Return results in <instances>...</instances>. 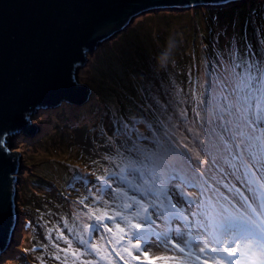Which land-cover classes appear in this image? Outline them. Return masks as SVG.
<instances>
[{
    "label": "rangeland",
    "instance_id": "rangeland-1",
    "mask_svg": "<svg viewBox=\"0 0 264 264\" xmlns=\"http://www.w3.org/2000/svg\"><path fill=\"white\" fill-rule=\"evenodd\" d=\"M200 13L199 15L202 16L203 14ZM247 14L248 12H245V15ZM193 15L191 14L192 19ZM143 18L144 16L136 17L129 25L130 28L125 32L124 38L131 39L118 41V37H115L113 40L102 42L92 53H89L87 63L79 69L77 76L83 83L89 81L95 91L99 90L98 86L105 76H110L107 83L116 86L117 91H129L130 87L127 86L130 83L127 77H133L131 74L133 72L134 78L144 84L143 90L153 102L150 107L155 110L156 118H159L165 129L160 134L157 132L160 126L155 128L146 125V132L143 131L144 128L132 131V127L128 128L126 125L120 129L117 125L120 120L116 111L110 118L102 110L106 104L103 95V101L100 103L97 99L91 101L90 98L77 107H74L73 102L70 105L65 101L56 107L37 109L30 116L36 124L34 135L19 133L10 135L7 140V145H12L10 150L20 154L15 200V204L20 209V217L16 236L9 244L7 255L1 257L0 264H82V262L109 264V261L112 264H157V262L158 264H200L196 259L197 256L202 261L215 264V259L219 258L218 253H209L207 250L200 253L197 245L202 247V244L212 239L208 234L211 229L202 226L208 223V214H213L207 204L209 199L212 202H216L217 199L225 202L228 198L232 205L240 208L234 198V190H230L232 187L228 179H231L242 193L248 195L247 188L243 184L241 186L240 181L234 176L229 175L230 168L225 166L223 170H219V165L210 163L202 165L203 169L213 168V171L204 177L208 181L205 189L210 190L202 192L194 188L184 189L196 204L188 205L178 192L170 193L173 197L172 201L177 206L183 204L187 218L180 217L171 210L167 204V197L151 194L148 189L151 188L152 193H159L164 179L161 174V159L169 161L174 159L168 152L163 150L158 152L153 144L154 139H159L163 145L171 146L177 152L185 153L189 158L198 155L199 160L193 162L199 164L200 160H210V156L200 147L201 142L211 154V158L222 159L226 156L223 142L228 140L230 134L225 133L221 127L222 121L218 119L217 104L201 102L210 98L209 95H202L206 90L202 91L199 88L200 82L203 84L206 77L197 75L194 78L195 85L193 83L187 86L177 72V67L169 71L168 64L161 69L157 65V59L155 64L151 62L154 61L152 57H154L155 45L142 37L151 38L152 32H163L162 26H165L167 31L172 23L181 19L161 16L154 23L150 21V23H140L138 26L137 23L142 22ZM210 19L214 21L218 17L211 14ZM153 38L152 36L151 40ZM233 44L228 46L232 51L225 55L227 47H220L218 42H214L207 47L205 57L200 55L188 61V64L192 68L196 66L198 70L207 72L210 68L206 62L214 63L217 57L222 59L237 55L239 46L236 45L237 43ZM259 44L264 47V42ZM150 47L151 53L148 52ZM200 48H202L201 44ZM111 52L115 56L124 53L125 56L122 55V58L126 63L119 64V60L118 62L114 60L116 59L114 55L109 60ZM201 52L202 49L198 54H202ZM174 65L176 66V64L172 66ZM221 67L223 66H219ZM215 74L218 73L214 71L213 76L207 74L210 77L209 83L204 84L210 85L209 89L213 90V94H218L219 90L213 83L218 77ZM107 83H104L101 91L109 89H104ZM119 84L122 86H118ZM123 91L119 94L120 97ZM111 98L115 99V94H110L109 99ZM196 102L198 107L194 105ZM233 123L243 122L233 118ZM208 141H212L211 145L213 150L215 148V153ZM134 146L141 151L139 153L129 151ZM133 168L138 170L135 174H131ZM212 176L216 179L213 180ZM97 177H104L107 183L98 180ZM93 178L97 180L96 183L89 181ZM79 179L84 181L73 189L70 185L79 182ZM119 188L125 192H119ZM212 189L216 191L215 195ZM65 190L68 191L67 195ZM62 192L66 196H62ZM134 199L148 206V213L152 220H155L154 228L158 231L160 239L170 241L167 243L168 249H172V245L177 244L179 239L177 231L182 234L183 239L198 237L199 239L194 240L186 249L191 255L186 256L185 253L175 250L165 251V245L160 244L159 247L147 249L145 255H138L136 250L132 249V255L137 256V259H132L122 249L131 248L132 244L142 245L143 242L129 241L130 233L127 232L126 222L119 216L113 220H103V224L112 228L116 236L118 232L113 227L115 224L126 229L125 239L120 244H115L113 241L110 245L108 240L112 238V233H106L92 213L101 215L107 210L110 215H115L119 212L127 220L141 223L140 230L151 231L153 223L143 224L141 219L143 212L139 205H133ZM202 201L204 207L201 208ZM153 203L155 207H151ZM126 204L133 206L125 208ZM193 209L196 210L195 215ZM157 211L161 213L160 216L156 215ZM137 213L141 215L137 216ZM168 214L171 220L167 217ZM93 225L97 227L94 228ZM61 236L62 238H58ZM80 241L87 243L83 245ZM93 245L99 249V253L92 251ZM113 246L120 251L123 260L112 251ZM183 246V244L178 245V247ZM209 247L219 249V245L215 243H210ZM239 249L238 256L227 259L244 264L246 256L242 255L244 251L241 246ZM149 255L170 259L151 258ZM118 259L122 263H118Z\"/></svg>",
    "mask_w": 264,
    "mask_h": 264
},
{
    "label": "water",
    "instance_id": "water-1",
    "mask_svg": "<svg viewBox=\"0 0 264 264\" xmlns=\"http://www.w3.org/2000/svg\"><path fill=\"white\" fill-rule=\"evenodd\" d=\"M246 0H0V250L18 229V153L10 135L33 133L30 116L92 90L77 73L96 47L154 11L222 8Z\"/></svg>",
    "mask_w": 264,
    "mask_h": 264
},
{
    "label": "snow or ice",
    "instance_id": "snow-or-ice-1",
    "mask_svg": "<svg viewBox=\"0 0 264 264\" xmlns=\"http://www.w3.org/2000/svg\"><path fill=\"white\" fill-rule=\"evenodd\" d=\"M215 87L219 90L218 94H213V90H206L202 95H209L207 101L202 103L215 102L218 106L219 117L222 121L221 127L225 133L230 136L227 141L223 142V148L226 152L224 158H211V154L207 152L205 145L201 142L200 147L205 150V153L210 156L209 161L200 160L199 164L194 163V160H199V156L189 158L185 153L177 152L171 146H165L159 139H154L153 144L157 151L163 150L170 153L174 159L172 161L161 159V174L164 176L163 186L159 193H152L149 188L148 192L154 195H164L168 199V206L173 208L175 213L183 217V204L177 206L171 203L173 197L171 192H178L183 197L184 202L188 205L196 204V201L190 197V194L185 192V188L199 189L202 192L210 189H205L208 181L204 179L206 175L213 171L212 167L203 169L202 165L210 163L211 165H219L223 170L225 166L231 169L229 175L234 176L246 188L248 195L240 192L239 189H234V198L240 205L236 208L234 205L225 207L220 204L219 199L213 204L212 200L207 201L209 209L214 212L208 214V223L202 225L206 229H211L208 233L212 239L208 243H204L199 248L200 253L206 250L209 253H218L219 258L215 259V264H238L236 260L227 259L237 254L236 249L240 242L247 238L249 244L252 240L259 242V254L256 259L251 261V264H264V58L257 59L254 54L248 56L233 55L231 63H225L223 73L213 81ZM233 118L243 123H233ZM241 129L236 131L234 129ZM167 135V133H165ZM5 141L0 138V148H5ZM129 151L139 153L140 148L134 146ZM138 171L133 168L131 174ZM215 180V176L211 177ZM98 180H104V177H97ZM220 181H217L219 183ZM232 190V189H230ZM251 201V202H250ZM163 204V202H161ZM133 205H139V208L144 213L141 219L144 223H155L151 216L148 215V206L138 200H133ZM133 205H125V208ZM151 207H155L153 203ZM200 207H204L202 201ZM218 208V210H217ZM242 209V211H241ZM99 211V210H97ZM193 215L196 210H192ZM99 226L105 229L106 233H112V238L108 240L111 245L120 244L125 239L126 229L119 225H114L118 233L122 235L116 236L113 229L108 225L103 224L104 219L113 220L116 216L121 217L126 222L127 232L130 233L129 241H142L143 244H132L131 248H123L122 251L127 253L132 259H137V256L132 255V249H135L138 255H145L146 250L153 247H159L160 244L165 245V251L175 250L185 253L186 256L191 255L190 251H186L194 240L198 237H189L183 239L182 234L177 231V244L172 245V249L167 248V243L170 241H162L160 236L151 231H141V223H133L127 220L121 213L110 215L107 210L101 215L92 213ZM137 213V216H140ZM160 216L159 211L156 212ZM92 227H97L93 225ZM58 238H62L58 237ZM87 242L80 241V244L86 245ZM210 243L219 245L220 252L216 247H209ZM183 244V247H178ZM92 251L99 253V249L93 245ZM112 251L120 256V251L115 246ZM227 254L225 257L224 254ZM102 258V257H101ZM123 259V256H120ZM200 257H196L199 259ZM157 259L168 260L169 257H158ZM83 264V262H82ZM91 264V262H88ZM109 264H112L109 261Z\"/></svg>",
    "mask_w": 264,
    "mask_h": 264
},
{
    "label": "trees",
    "instance_id": "trees-1",
    "mask_svg": "<svg viewBox=\"0 0 264 264\" xmlns=\"http://www.w3.org/2000/svg\"><path fill=\"white\" fill-rule=\"evenodd\" d=\"M199 12H201L200 14L203 15L200 16ZM245 12H248V14L245 15ZM191 14H194L193 19ZM211 14H215L218 19L214 21L211 20ZM161 16L164 18L178 17L181 20L172 23L171 28H169L167 31V28L162 26L163 32H152L151 35L154 37L152 40V36L151 38H144V36L142 38L145 39V41H150L155 45L153 46L154 57L151 56L154 58V61L151 62L152 64H155L156 59L167 49L169 38L175 37L177 46L175 49H173L171 56L168 59L167 69L170 71L171 68L174 69L177 67V72H179V74L182 76V81H184L187 86H191L195 82L194 78L197 75L206 77L204 83H209L208 78L210 77L207 76V74L213 76V72L216 71L218 74L215 75L220 76L223 72L224 64L231 63V58L224 57L219 59L217 57L214 63L206 62L210 68L209 71H207L208 73L203 70H198L196 66H194V68L190 67L188 61L193 60L200 55L205 57V52L208 50L207 47L213 45L214 42H218L220 47H227L225 55H227L229 51H232L228 46L232 45L233 43V45L237 43L236 45L239 46L237 55L239 54V56L243 57L254 54L255 58L257 59L264 58V47L261 44L258 45L259 42H264V0H246L244 2H237L235 4H230L225 7L215 9L200 6L182 12L169 10L154 11L148 16L144 15L143 21H139L137 25L139 26L140 23H150V21L154 23ZM129 28L130 26L124 32L119 34V36H117L118 41L121 39H131L124 38L126 34L125 32ZM201 32L202 34H200ZM200 44L202 45V48H200ZM200 49H202V54H198ZM148 52H152L151 47ZM120 54L121 55L115 56L111 52L108 59L110 60L114 55L116 57V59H114L115 61L118 62L119 60V64H125L126 62H123L124 59L122 58L124 53ZM178 56L179 58L177 59ZM176 59L177 62H175ZM204 60L206 61V59ZM173 64H176V66H172ZM219 66L223 67L219 68ZM131 74L133 77H127V80L130 83L128 84L127 88L130 87L131 89H129V91H117L118 88L116 89V86H112L110 83H107L110 76H105L104 79H101L102 83L99 84L98 91L93 89V86H91L89 81L86 82L85 84L92 89V96L90 100L92 101L93 99H97L98 103H100L105 97L106 104H104V108L102 110L110 118H112L111 115L113 112L116 111L117 118L120 120L119 124L117 125L120 129L126 125L128 128L132 127V131H134V129L139 130L140 128L142 130V128H144L143 131L146 132V125H151L155 128L160 126V129L157 131L160 134L165 128L160 122L159 118H156L155 110L150 107L153 102L148 96H146V93L143 90L144 84H142L140 80L134 78L133 72H131ZM104 83H107V86L104 89H109L101 91V88H103L105 85ZM204 83L202 84V82H200L199 88L202 91L209 90L210 85L208 86ZM118 86L122 85L119 84ZM174 86L176 85L174 84ZM196 89L198 88L196 87ZM122 91L123 95L120 97L119 94L122 93ZM127 91L128 93H126ZM110 94H115V99H109ZM113 103L116 105L114 106ZM194 105L195 107H198L197 102ZM77 106L80 105H75L74 107ZM207 143L213 150V146L211 145L212 141H208ZM77 172L79 173V171ZM117 174L118 172L116 173V176ZM78 181L79 182L72 183L70 186L75 189V186L79 187L84 180L79 179ZM89 181L96 183L97 180L93 178L89 179ZM64 192H66L67 195L68 191L65 190ZM64 192H62V196H66ZM119 192H125V190L119 188Z\"/></svg>",
    "mask_w": 264,
    "mask_h": 264
},
{
    "label": "clouds",
    "instance_id": "clouds-1",
    "mask_svg": "<svg viewBox=\"0 0 264 264\" xmlns=\"http://www.w3.org/2000/svg\"><path fill=\"white\" fill-rule=\"evenodd\" d=\"M177 46V43H176V40H175V37H170L169 38V41H168V47H167V49L163 52V53H161V55L157 58V65H158V67L159 68H165L166 66H167V62H168V59H169V57L171 56V53H172V51H173V49H175V47ZM68 104V103H67ZM70 105H71V103H70ZM73 105V104H72ZM75 105H81V104H75ZM56 107V106H55ZM49 108H51V107H49ZM45 109V108H44ZM23 133V132H22ZM25 133V132H24ZM34 133V132H33ZM33 133H29L30 135H34ZM19 134V133H18ZM26 134H28V133H26ZM17 152V151H16ZM18 153V152H17ZM18 155H19V157H18V162H19V158H20V154L18 153ZM20 166V165H19ZM228 182L230 183V184H232L233 183V181L231 180V179H228ZM171 203H173V204H175L173 201H171ZM167 204H169V202H168V199H167ZM171 208V207H170ZM171 210H173L174 211V209H172L171 208ZM149 212V211H148ZM148 215H149V213H147ZM184 214H186V212H184L183 211V215ZM143 215H144V213H143ZM167 217L168 218H170V220L172 219L171 217H169V214L167 215ZM143 224H146V223H144V221H143ZM116 225V224H115ZM142 231V230H141ZM116 232H117V229H116ZM151 232H155V233H157L158 235H159V233H158V231L154 228V223H153V225H152V229H151ZM118 235H117V237L119 236V233H117ZM16 236V235H15ZM11 243V242H10ZM10 243H8L7 244V246L5 247V249L2 251V250H0V259H1V257H5L6 255H7V253L9 252V249H10ZM118 247V246H117ZM120 247V246H119ZM150 257H151V255H149ZM151 258H158V257H151ZM123 260V259H122ZM118 263H122L121 261H120V259H118ZM125 264V263H124ZM157 264H158V262H157ZM160 264V263H159Z\"/></svg>",
    "mask_w": 264,
    "mask_h": 264
},
{
    "label": "bare ground",
    "instance_id": "bare-ground-1",
    "mask_svg": "<svg viewBox=\"0 0 264 264\" xmlns=\"http://www.w3.org/2000/svg\"><path fill=\"white\" fill-rule=\"evenodd\" d=\"M13 251V250H12ZM8 262V261H7Z\"/></svg>",
    "mask_w": 264,
    "mask_h": 264
}]
</instances>
